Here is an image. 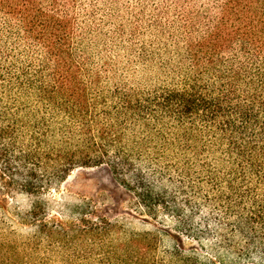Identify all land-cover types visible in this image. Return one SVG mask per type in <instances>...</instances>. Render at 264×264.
<instances>
[{
  "label": "trees",
  "instance_id": "obj_1",
  "mask_svg": "<svg viewBox=\"0 0 264 264\" xmlns=\"http://www.w3.org/2000/svg\"><path fill=\"white\" fill-rule=\"evenodd\" d=\"M157 1L165 22L161 26H166L157 28V36L169 41L154 45V67H166L170 75L156 74L151 90L142 85L150 80L152 45L107 41L137 36L135 30L113 29L98 15L119 0H0L2 173L12 181L18 175L20 191L37 195L75 168L108 165L131 172L144 205H162L182 216L178 197L155 183L159 167L153 181L131 158L156 134L155 144L176 142L192 152L184 155L186 169L204 173L208 201L215 191L224 211L236 210L237 220L222 225L216 246L226 250L229 242L236 256H261L264 0ZM165 52L174 57L162 59ZM175 60L173 67H182L177 80L172 76ZM22 122L32 131L34 148L13 157L14 150L1 142ZM198 142H203L201 149ZM39 210L33 205L31 214L36 218ZM0 243V264H36ZM123 255L112 258L123 260ZM194 259L189 264H212Z\"/></svg>",
  "mask_w": 264,
  "mask_h": 264
},
{
  "label": "rangeland",
  "instance_id": "obj_2",
  "mask_svg": "<svg viewBox=\"0 0 264 264\" xmlns=\"http://www.w3.org/2000/svg\"><path fill=\"white\" fill-rule=\"evenodd\" d=\"M119 1V4L110 2L107 13L98 15L113 29L127 33L135 30L137 36L107 41L130 40L152 45L147 63L150 80L142 85V89L151 87L152 90L156 74L161 78L170 75L166 67L163 71L154 67V45H166L169 41V37L157 36V28L165 24L164 17L159 16V2ZM173 57L165 52L162 59ZM176 61L171 62L175 80L182 68L173 67ZM163 62L160 60L158 65ZM162 66L164 64L158 67ZM138 76L134 77V84ZM133 88L135 90L136 86ZM151 111L154 114V108ZM150 138L139 145L138 154L131 158L138 162L135 165L141 168V174L153 181L154 168L159 167L161 173L155 177V183L160 184L158 188L167 187V193L178 197L181 204L176 208L183 209L181 217L176 210L172 212L162 205H144L135 189L134 178L127 170H114L108 165L78 167L62 181L51 182L39 194L31 195L20 191L18 175L12 177L13 181L3 175L0 162V242L11 245L36 264H189L194 258L212 264H264V254L239 257L229 242L226 250L216 246L220 243L217 233H221L222 225L232 226L237 220L236 210L229 207L224 211L225 203L215 191L214 198L209 197L211 201H208L211 193L206 190L210 185L203 178L204 173L196 167L193 169L196 175H192L186 169L184 155L192 152L183 151L184 147L177 146L176 142L157 145L154 143L159 142L156 134ZM211 140L215 148L216 140ZM1 144L14 150L13 157L25 154L34 148L32 131L27 124L19 123ZM202 146L203 142H198V149ZM160 154L162 158L154 163ZM203 160L198 158L197 162ZM164 166L168 167L163 169ZM14 172L20 174L12 169ZM36 204L40 210L35 218L31 212ZM113 254H124L123 260L116 261Z\"/></svg>",
  "mask_w": 264,
  "mask_h": 264
}]
</instances>
